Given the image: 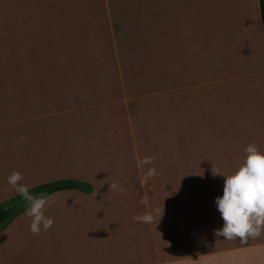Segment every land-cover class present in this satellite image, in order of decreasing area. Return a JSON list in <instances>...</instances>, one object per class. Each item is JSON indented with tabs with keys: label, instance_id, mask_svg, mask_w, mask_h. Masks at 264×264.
<instances>
[{
	"label": "crops",
	"instance_id": "1",
	"mask_svg": "<svg viewBox=\"0 0 264 264\" xmlns=\"http://www.w3.org/2000/svg\"><path fill=\"white\" fill-rule=\"evenodd\" d=\"M207 1L210 13L205 21L203 0H149L148 28L163 45L170 95L172 78L178 88V200L162 202L165 211L152 223L134 220L140 216L135 207H121L110 219L113 225H106L103 216L91 220L76 215L73 193L89 191L52 193L45 197V215L54 220L48 231H30L26 213L31 205L0 226V264H264V231L246 244L213 235L223 226L215 199L223 194L225 179L214 177L213 171L232 174L243 163L249 144L264 151V27L259 0L250 1L253 23L246 10L231 9L229 15L225 4L226 21L215 32L212 0ZM50 11L46 18L49 7L44 0H0V60L20 61L23 74L16 99L11 96L18 89L13 69L0 80V94L6 97L5 106L15 101L23 108L29 100L35 102L41 118L56 117L58 127L59 17L53 7ZM72 93L68 87L69 112ZM5 112L0 113L3 150L7 129L14 126ZM21 122L29 123V116L24 114ZM56 176L54 182L39 184L75 181Z\"/></svg>",
	"mask_w": 264,
	"mask_h": 264
},
{
	"label": "rangeland",
	"instance_id": "2",
	"mask_svg": "<svg viewBox=\"0 0 264 264\" xmlns=\"http://www.w3.org/2000/svg\"><path fill=\"white\" fill-rule=\"evenodd\" d=\"M250 1L212 0V32L223 27L226 7L229 15L231 9L246 10L253 23ZM203 2L208 21V1ZM44 5L46 18L52 7L59 17V126L56 117L41 118L35 102L5 106L0 94V113L7 111L14 122L2 132L0 209L25 198L7 182L18 171L28 195L44 191L39 183L54 182L56 175L85 185L88 193H73L76 215L103 216L106 225H113L110 219L121 207H135L140 216L164 212L162 202L178 200L181 180L178 88L172 78L171 96L163 45L148 28L149 0H44ZM12 69L16 99L21 62L0 60V80ZM68 87L74 89L70 112ZM24 114L29 123H20ZM110 184L122 188L123 195L110 191ZM145 198L147 204L141 203Z\"/></svg>",
	"mask_w": 264,
	"mask_h": 264
},
{
	"label": "clouds",
	"instance_id": "3",
	"mask_svg": "<svg viewBox=\"0 0 264 264\" xmlns=\"http://www.w3.org/2000/svg\"><path fill=\"white\" fill-rule=\"evenodd\" d=\"M243 163L232 174L225 175L213 171V176L222 175L224 179L223 194L216 197L215 204L221 219L222 228L215 229V237L224 240L240 239L246 244L248 239L257 238L264 231V151L255 144H249L245 149ZM154 159V158H146ZM154 174V170L152 173ZM23 175L13 171L7 178L12 190L23 194L31 205L26 215L31 218L30 231L39 235L41 230L48 231L54 220L45 215V208L49 206L45 198L28 195ZM110 191L123 195L124 190L117 184H110ZM147 204V198L141 201ZM164 211V210H163ZM156 216H160L159 209H154L152 214L134 217L140 223H152ZM161 218V217H160Z\"/></svg>",
	"mask_w": 264,
	"mask_h": 264
},
{
	"label": "trees",
	"instance_id": "4",
	"mask_svg": "<svg viewBox=\"0 0 264 264\" xmlns=\"http://www.w3.org/2000/svg\"><path fill=\"white\" fill-rule=\"evenodd\" d=\"M259 5H260L262 23L264 27V0H259ZM40 190H46V193L41 197L44 198L47 197L48 195H51L52 193L59 191H64V190L88 191V188L86 190L85 185L75 181H64V182H56V183L44 185L40 187Z\"/></svg>",
	"mask_w": 264,
	"mask_h": 264
},
{
	"label": "water",
	"instance_id": "5",
	"mask_svg": "<svg viewBox=\"0 0 264 264\" xmlns=\"http://www.w3.org/2000/svg\"><path fill=\"white\" fill-rule=\"evenodd\" d=\"M44 194H45V190L35 192V193L31 194L30 196H36V197L40 198ZM28 202L29 201L25 197V198L21 199L20 201L12 204L10 206H7L5 208L0 209V226H2L6 221H8L10 218H12L15 214L19 213L24 208H26L28 205H30Z\"/></svg>",
	"mask_w": 264,
	"mask_h": 264
}]
</instances>
